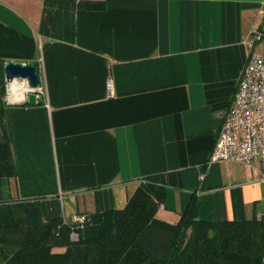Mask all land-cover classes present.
<instances>
[{"label":"crops","instance_id":"obj_1","mask_svg":"<svg viewBox=\"0 0 264 264\" xmlns=\"http://www.w3.org/2000/svg\"><path fill=\"white\" fill-rule=\"evenodd\" d=\"M91 1L104 7L0 0L4 75L7 62L37 65L47 93L9 101L5 77L17 175L0 201L39 200L44 221L90 217L125 208L160 175L163 221L179 222L193 199L201 220L262 217L260 162L209 159L264 32V0Z\"/></svg>","mask_w":264,"mask_h":264},{"label":"trees","instance_id":"obj_2","mask_svg":"<svg viewBox=\"0 0 264 264\" xmlns=\"http://www.w3.org/2000/svg\"><path fill=\"white\" fill-rule=\"evenodd\" d=\"M50 6L102 8L91 0H45ZM0 62H2L0 60ZM3 68L4 63L2 62ZM0 77V94H5ZM0 99V183L17 175ZM162 176L149 175L123 209L98 211L71 239L64 218L44 221L39 200L0 201V264H264V215L201 220L195 199L179 222L157 218L165 200ZM13 234L15 237H13ZM65 247L63 253L53 252Z\"/></svg>","mask_w":264,"mask_h":264},{"label":"built area","instance_id":"obj_3","mask_svg":"<svg viewBox=\"0 0 264 264\" xmlns=\"http://www.w3.org/2000/svg\"><path fill=\"white\" fill-rule=\"evenodd\" d=\"M263 39V30L256 29L252 35L248 60L224 117L209 163L234 161L252 165L258 161L264 180V50L257 48L258 42ZM23 80L22 83L19 81L26 87L22 93L20 90L13 92L12 82L9 83V101L19 100L25 92H36L37 99L45 98L47 93L44 84L33 87L28 79ZM108 85L112 87L111 79ZM70 219L72 221H67L64 217V222L71 226L72 234L78 233L90 221L84 213L75 214Z\"/></svg>","mask_w":264,"mask_h":264},{"label":"water","instance_id":"obj_4","mask_svg":"<svg viewBox=\"0 0 264 264\" xmlns=\"http://www.w3.org/2000/svg\"><path fill=\"white\" fill-rule=\"evenodd\" d=\"M5 77L9 82L19 78L28 79L33 87H38L42 83L39 67L29 63L7 62L5 64ZM28 102L31 104L43 103L44 99H37V94L31 92L28 94Z\"/></svg>","mask_w":264,"mask_h":264},{"label":"rangeland","instance_id":"obj_5","mask_svg":"<svg viewBox=\"0 0 264 264\" xmlns=\"http://www.w3.org/2000/svg\"><path fill=\"white\" fill-rule=\"evenodd\" d=\"M4 76V78H5V75H4V68H3V65H2V62H0V77L2 78ZM21 83L24 81L23 80V78H19L18 79ZM8 83L9 82H7V92H8ZM43 84V83H42ZM6 85V84H5ZM25 85V84H24ZM32 86V85H31ZM5 89H6V86H5ZM36 93V92H35ZM27 92H25V96H27ZM7 96V95H6ZM2 98V96H1V94H0V99ZM28 98V97H27ZM39 99H45V98H39ZM89 217V216H88ZM67 219V221H72L69 217H67L66 218ZM6 228H4L3 227V229H2V227H0V234H2V232L4 231V233H6ZM13 237H15V235L13 234ZM71 239L73 240V241H78L79 240V235H78V233H76V234H72L71 233ZM66 251V248L65 247H55V248H53V252H58V253H63V252H65Z\"/></svg>","mask_w":264,"mask_h":264},{"label":"bare ground","instance_id":"obj_6","mask_svg":"<svg viewBox=\"0 0 264 264\" xmlns=\"http://www.w3.org/2000/svg\"><path fill=\"white\" fill-rule=\"evenodd\" d=\"M13 92H17L20 90V92H24L26 90V87H24L19 81L14 80L11 83ZM22 98V97H21Z\"/></svg>","mask_w":264,"mask_h":264}]
</instances>
